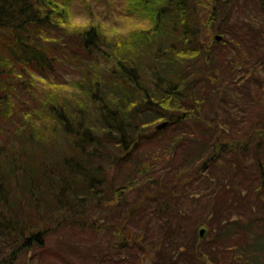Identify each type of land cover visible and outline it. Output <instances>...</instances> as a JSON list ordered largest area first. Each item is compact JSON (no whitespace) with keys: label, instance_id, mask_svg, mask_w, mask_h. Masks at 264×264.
<instances>
[{"label":"trees","instance_id":"16d2710c","mask_svg":"<svg viewBox=\"0 0 264 264\" xmlns=\"http://www.w3.org/2000/svg\"><path fill=\"white\" fill-rule=\"evenodd\" d=\"M126 1L129 10L119 17L134 21L135 28L120 35L122 30H110L102 23L74 21L75 0H0V264H15L21 255L31 252L35 260L48 264L45 250L49 244L42 246L46 240L55 242V236L59 261L63 260L59 249L67 250L63 246L69 244L73 250H81L82 246L73 245L71 240L78 243L82 239L91 243L94 258L102 264L125 251L140 259L150 251L151 264H192L201 260L214 264L212 251L198 255L197 246H193L200 241L198 238L190 246L183 244L182 253L180 246L170 252V242L164 237L153 238L151 247H144L149 226L152 223L158 227L153 222L157 218L161 229L170 230L176 218L172 217L173 206L185 196H200L197 187L214 189L216 185L217 191L233 186L242 190L239 180L249 171L245 158H250L249 163L258 160L250 165L257 166L260 185L256 190L263 198L264 161L256 156L261 150L251 154L250 143L241 137L237 140L235 135L229 139L226 129L237 122L235 117H221L222 124L215 122L220 121L218 117L197 124L201 132L191 153L204 155L208 150L207 159L216 154L205 171L210 175L214 170L218 179L212 181L215 184L199 180L204 173L195 169L198 164L177 166L170 159L172 152L142 157L141 149L147 147L136 145L138 133L145 135V129L157 122H168L161 129L165 132L171 125L186 126L188 120L201 118V104L219 106L230 113L224 103L239 98L238 90H233L238 74L252 77L254 67L262 61L257 56L254 65L233 55L238 43L226 31L235 13L237 17L242 12L248 14V0ZM197 5L207 8L211 20L222 16L226 24L224 28L219 26V32L210 33L208 47L200 45L204 43L200 40ZM247 23L235 24L238 39L241 35L253 38L245 33ZM215 33L224 34L221 42L215 41ZM218 53L223 72L230 79L224 81L217 67L206 75L198 71L199 81H204V88L209 90L201 100L191 98L189 103L185 92L189 77L183 67L190 69L189 62L200 61L201 57L212 61ZM60 68L64 72L73 70L76 77L67 80L62 74L59 78ZM257 100V110L262 113L256 120V126L261 127L256 132L264 136V100ZM221 131L224 134L218 136ZM208 133L211 137L203 139ZM181 137L194 138L185 130ZM221 138L227 147L221 146ZM171 145L177 149L176 142ZM229 160H239L244 166L229 168L225 165ZM112 162L120 168L129 164L133 169L124 187L128 192L122 190L114 199H106L101 172L105 163ZM92 188L103 189V194H94ZM135 190L138 198L126 201ZM107 204L114 208L109 215L103 209ZM212 205L216 206L214 199ZM234 205L236 201L227 208ZM119 207L126 211L121 213ZM237 210L242 213L239 201ZM116 216H122L119 218L124 222ZM135 221L142 230H134ZM251 226L234 221L231 228L240 229L239 234L250 241L247 244L264 255V238H254ZM231 228H225L223 240L228 231L236 233ZM220 241L216 239V243ZM220 245L227 251V241ZM243 249L241 255H237L238 250L235 255L228 250L229 264L263 263L250 256L249 248ZM69 261L63 263L71 264Z\"/></svg>","mask_w":264,"mask_h":264},{"label":"rangeland","instance_id":"374dc122","mask_svg":"<svg viewBox=\"0 0 264 264\" xmlns=\"http://www.w3.org/2000/svg\"><path fill=\"white\" fill-rule=\"evenodd\" d=\"M106 3H108V6ZM196 7L198 12V17L196 18L199 20V25L202 28L200 40H202V43H204L200 45L208 47L210 33L215 31L219 32V26L224 28L226 24L223 22L222 16H216L215 20H211L207 12V8L204 5H197ZM246 7L248 14L245 12L243 14L242 12L239 14L240 16L237 17L235 13L233 20L227 23L226 31L230 32L229 37H231L232 41L237 40L236 42L238 43V47H233V55H239L242 61L246 63L251 62L254 65L257 62V56L261 58L262 61H260V65H256L254 67L255 75L252 77L243 78V74H238L239 79L236 82L235 88H233V90H238L240 93L239 98H237V101L230 100L228 103H224L227 104L230 113L228 112L229 114H226L225 111L219 106L212 107L214 109L213 110L212 108L201 104V109L199 110L201 118L199 117L191 121L188 120L186 122V126H182L181 124L174 126L171 125L168 129H165V132H163V130L156 129V127L159 125V123L161 124L162 121L157 122V126L155 125L151 129H145V135L138 133V141H136V145H143L147 147L146 150L141 149L140 153L142 157H151L155 156L156 154H162L163 152H172V158L170 159H172V161L177 164V166H179L181 163H184L186 166L191 165L189 167H194L195 164H198L195 169H198L200 174L204 173L203 176L201 175L202 177H200L199 180L207 182L208 185L215 184L213 182H217L218 179H216L217 176L214 174V170L210 175L209 171H207L208 173L205 175V171L208 167L203 168L204 163L207 161L206 159L208 157L209 151L206 150L204 155L191 153L196 148L195 140L197 139L198 134L201 132V130L197 127V124L204 119L213 120L216 117H218V120L220 121L215 120V122L222 124L224 117H229L233 120L235 117L237 122L234 121V123H232L228 129H226L227 134L231 135L229 139H231L233 135H235L237 140H239L241 137V140L250 143L249 150L251 151V154L261 150V152L255 154L261 158V161H264V136L262 134L257 135L256 132L261 128L256 126V120L260 118V114L262 113L260 109L259 111L257 110L260 107L257 99L264 100V0H260V4H258V0H248ZM128 10L129 9L127 8L126 0H75V10H72V12L74 21L78 23H94L95 25L102 23L110 30L112 27L122 30L120 35H125V32L123 31L135 28L134 21L126 20L124 16L119 17L122 13H127ZM238 21L242 24L248 22L245 33H250V35L253 37L252 39L246 38L245 35H241V40L238 39L239 36H236L235 27V24ZM209 25H212V28H209ZM218 34L224 36L222 33ZM218 34L215 33L213 36ZM225 40H228V37L227 39L225 38ZM218 49L219 48H216L215 50ZM244 55L248 57H242ZM219 56L220 53H218L216 58L212 61H203V58L201 57L200 61L195 59L189 62V65L191 66L190 69L183 67L184 74H187L189 77V81L185 87V92H187V101L189 103L191 98L201 100V96L204 93H208L209 90L207 87L204 88V81H199L201 74H197L198 71H201L204 73V75H206V73L211 68L217 67L220 70V75L224 81L230 79V76L227 77L223 72L222 58ZM60 73L61 76L59 75V78L62 77V74L67 80H72L76 77L73 70L70 72H64V70L60 68ZM39 77L42 78L41 75H39ZM209 84V82H206L207 86H209ZM202 89H204L203 92H201ZM245 105L246 108H244ZM149 114L153 115V113ZM181 122L183 123V121ZM183 130L191 132L194 138L190 140L187 139V137H181L180 139L179 137ZM238 131L240 132V135L237 134ZM210 134L211 133L204 135L203 139H209V137H211ZM222 134L224 133L221 131L218 132L217 135L222 136ZM174 142L177 143L176 150L171 145ZM220 143L224 144L225 140L221 138ZM261 143L262 148L260 149L259 145ZM243 160L246 161L245 164L248 165L249 171L248 174H244L239 180V185L241 182L242 190L233 186H230L228 190L227 187H224L217 191L215 189L216 185H214L215 190L211 187L206 188V185L205 188L197 187V191L200 193V196L196 195V199L190 196H185L183 199L180 198L177 201V205L173 206L174 214L171 215L172 217L176 218L174 221H171L170 230L165 231L161 229L160 219L156 218L153 220V222L158 227L151 223L148 229V241L145 243L144 247L149 248L155 239L164 237L166 241L170 242V245L168 243L170 246V252H176L177 248L175 247L180 246V252L182 253V251L185 250V248L182 246L183 244H188L190 246L192 242L198 238L200 241L193 245L197 246L198 255H201L202 252L205 253V251L206 253L212 251L216 256V259L213 261L214 264H229L228 257L231 256V252H228V250L232 249L233 255H235V251L238 250L239 253L237 255H241V252H243V248L245 247L249 248L248 250L250 252V256L259 258V260L263 262L262 264H264V255L256 252L252 245L247 244L250 241L249 239H245L246 236H244V234H239L240 229L237 231L234 227L231 228V225L234 221H238L241 225H252L251 232L253 233V237L264 238V207L262 205L264 203V188L261 192L263 198H259L258 192L256 190V188L260 185V181L256 179L257 166L250 165L255 164V162L258 160L255 159V162L252 161L250 163V158L247 160L245 158ZM225 165L229 168H242L244 166V164H242L239 160L237 162L234 160H229L225 163ZM57 168L58 173L62 175V171L59 169V167ZM132 169L133 166L129 164H124L121 166V168L113 162L104 164V168L101 173L103 174V184L105 185L106 199L112 198L115 194L116 196L120 195L122 190L125 193L128 192V189H124V187L126 183L130 181L128 177L130 175L129 172ZM68 174L69 172H66V175ZM208 175L211 181L209 180ZM142 182L143 180L138 181V183ZM92 189L94 190V194H97L96 192L103 194V189ZM137 198V190H135L127 196L126 201L127 199L134 201ZM212 199L215 200L216 206L212 205ZM234 201H236V205L228 209L227 205L234 204ZM238 201L240 207L242 208V213L237 210ZM112 207L113 206L107 204L106 207L103 208L107 212L106 215L113 213L114 208ZM119 208L121 209V213H123L124 210L126 211L125 207ZM116 217L119 218L122 216ZM166 217L172 220L171 216L166 215ZM113 218L115 219V215ZM117 220H119L120 223H123V220L125 219L119 218ZM163 220L168 222L165 219ZM133 224H135V231L143 229V227L138 228L136 221ZM203 225L205 227H202ZM227 227L232 229L231 232L236 233H229L230 231H228V237L223 240L224 231ZM259 228L261 229L258 230ZM202 230L205 231L203 237L200 236ZM166 235L168 238H166ZM55 237L56 238H53L56 239L55 242L52 240H46L42 246L44 247L47 243L49 244L45 250V255H48V259H50L48 264H64L63 260H70L69 262L71 264H102L101 262L99 263L96 258H94L96 253L91 243L82 239H79L78 243L74 242L76 240H71L73 245L77 244L82 246L81 250H73L69 244H65L63 246V248L67 250L59 249L60 252L58 254L63 257V260L59 261L55 255L59 248L57 244V236ZM241 238H244V240L242 241ZM216 239L221 241L216 243ZM222 241L228 242V245H226L227 251H224V247L220 245ZM108 245L109 243L104 246V249L107 250ZM106 250H104V253H106ZM138 252L142 253V250ZM126 253L127 251H125L123 254H118L116 257L117 259H108V261H104L103 264H151L153 262L151 259L152 256L150 257V251H146L144 256L145 258L142 259H140V256H135V254L132 255ZM202 259L207 261L205 257H202ZM15 264L38 263L34 259V252H31L21 255ZM188 264H191V262H188ZM192 264L206 263L201 260V262L193 261Z\"/></svg>","mask_w":264,"mask_h":264},{"label":"water","instance_id":"95a60500","mask_svg":"<svg viewBox=\"0 0 264 264\" xmlns=\"http://www.w3.org/2000/svg\"><path fill=\"white\" fill-rule=\"evenodd\" d=\"M216 39L219 41V40H221L222 38H221L220 36H217V38H216ZM167 124H168V123H167V122H165V123H162V124L158 125V126H157V130H160V129H162V128H163V127H165ZM204 234H205V231H204V230H202V231H201V233H200V236H201V237H203V236H204Z\"/></svg>","mask_w":264,"mask_h":264}]
</instances>
